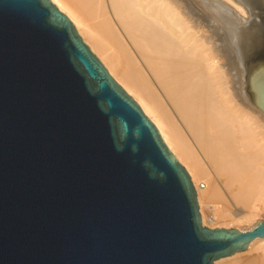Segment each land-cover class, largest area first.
Returning <instances> with one entry per match:
<instances>
[{"label": "water", "instance_id": "95a60500", "mask_svg": "<svg viewBox=\"0 0 264 264\" xmlns=\"http://www.w3.org/2000/svg\"><path fill=\"white\" fill-rule=\"evenodd\" d=\"M263 237L202 225L182 163L50 0H0V264H213Z\"/></svg>", "mask_w": 264, "mask_h": 264}, {"label": "bare ground", "instance_id": "6f19581e", "mask_svg": "<svg viewBox=\"0 0 264 264\" xmlns=\"http://www.w3.org/2000/svg\"><path fill=\"white\" fill-rule=\"evenodd\" d=\"M50 1L182 163L202 225L262 221L264 0ZM213 264H264V237Z\"/></svg>", "mask_w": 264, "mask_h": 264}, {"label": "rangeland", "instance_id": "374dc122", "mask_svg": "<svg viewBox=\"0 0 264 264\" xmlns=\"http://www.w3.org/2000/svg\"><path fill=\"white\" fill-rule=\"evenodd\" d=\"M85 43V42H84ZM86 44V43H85ZM87 45V44H86ZM88 46V45H87ZM89 47V46H88ZM90 49V48H89ZM91 50V49H90ZM92 52V51H91ZM93 53V52H92ZM96 57H97V55L95 54V53H93ZM98 58V57H97ZM99 59V58H98ZM99 61H100V59H99ZM101 62V61H100ZM102 63V62H101ZM104 66V65H103ZM105 67V66H104ZM111 76V75H110ZM112 77V76H111ZM113 78V77H112ZM114 79V78H113ZM115 80V79H114ZM116 81V80H115ZM124 90V89H123ZM125 91V90H124ZM126 92V91H125ZM127 93V92H126ZM129 95V94H128ZM130 96V95H129ZM131 97V96H130ZM132 98V97H131ZM133 99V98H132ZM134 100V99H133ZM135 101V100H134ZM136 102V101H135ZM140 107V106H139ZM141 108V107H140ZM142 110V109H141ZM143 111V110H142ZM144 113V112H143ZM145 114V113H144ZM146 116V115H145ZM147 117V116H146ZM148 118V117H147ZM149 119V118H148ZM150 120V119H149ZM151 121V120H150ZM203 211H204V214L205 215H209L210 213H211V210H209V208L207 207V206H204L203 207ZM264 211H260V216H263L264 214ZM220 221H218V223H219ZM221 223V222H220ZM221 225V224H220ZM223 226H221V227H219V228H225V229H237V228H235V227H237L236 225L237 224H234V225H229V227L226 225V223H225V225L224 224H222ZM240 226H245V225H243V224H241ZM228 227V228H227Z\"/></svg>", "mask_w": 264, "mask_h": 264}]
</instances>
